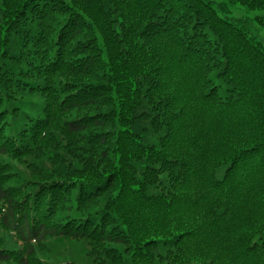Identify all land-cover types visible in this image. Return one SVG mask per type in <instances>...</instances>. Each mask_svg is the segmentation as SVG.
Listing matches in <instances>:
<instances>
[{
	"label": "trees",
	"instance_id": "trees-1",
	"mask_svg": "<svg viewBox=\"0 0 264 264\" xmlns=\"http://www.w3.org/2000/svg\"><path fill=\"white\" fill-rule=\"evenodd\" d=\"M220 12L0 0V264H264V42Z\"/></svg>",
	"mask_w": 264,
	"mask_h": 264
},
{
	"label": "rangeland",
	"instance_id": "rangeland-1",
	"mask_svg": "<svg viewBox=\"0 0 264 264\" xmlns=\"http://www.w3.org/2000/svg\"><path fill=\"white\" fill-rule=\"evenodd\" d=\"M221 11L222 16L238 19V24L264 42V9H248L240 3H227L225 0H210ZM263 22V23H262Z\"/></svg>",
	"mask_w": 264,
	"mask_h": 264
}]
</instances>
